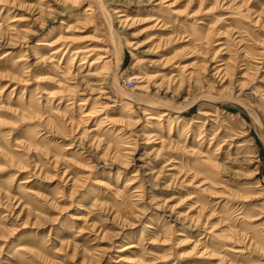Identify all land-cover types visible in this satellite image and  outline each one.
<instances>
[{"label": "rangeland", "instance_id": "obj_1", "mask_svg": "<svg viewBox=\"0 0 264 264\" xmlns=\"http://www.w3.org/2000/svg\"><path fill=\"white\" fill-rule=\"evenodd\" d=\"M0 264H264V0H0Z\"/></svg>", "mask_w": 264, "mask_h": 264}, {"label": "bare ground", "instance_id": "obj_2", "mask_svg": "<svg viewBox=\"0 0 264 264\" xmlns=\"http://www.w3.org/2000/svg\"><path fill=\"white\" fill-rule=\"evenodd\" d=\"M119 17H126V14H124V13H122ZM66 51V50H65ZM59 51L58 50H55V51H52V55H57V53H58ZM65 53V52H64ZM76 55H79V54H85L86 53V50H84V49H78L76 52ZM75 58V57H74ZM104 59H107L106 57L104 58ZM83 63H85V62H83ZM92 63V65H96L98 62L96 61H93V62H91ZM138 78V77H137ZM135 79V78H134ZM131 96V95H130ZM133 99V98H132ZM88 115V114H87ZM167 115V113H164V114H162V116H166ZM130 186H133V185H135V183L134 182H131L130 184H129ZM134 248H136V245H134V244H130L129 246H127V247H125L124 248V251H126V250H132V249H134ZM124 258H121V260H123Z\"/></svg>", "mask_w": 264, "mask_h": 264}]
</instances>
